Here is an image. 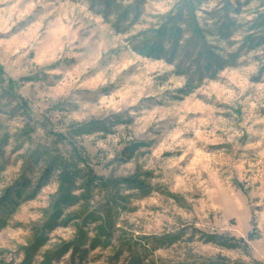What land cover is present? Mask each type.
<instances>
[{
  "label": "rangeland",
  "instance_id": "374dc122",
  "mask_svg": "<svg viewBox=\"0 0 264 264\" xmlns=\"http://www.w3.org/2000/svg\"><path fill=\"white\" fill-rule=\"evenodd\" d=\"M103 1L0 0V196L22 175L34 178L38 156L78 155L104 178L146 173L151 190L127 192L132 197L117 219L113 247L52 264H125L127 253L114 260L116 246L139 249L143 237L181 229L180 241L148 260L264 264V49L237 52L242 25L258 3L190 0L206 44L224 60L235 53L211 77L205 61L194 63L191 42L192 57L173 61L135 51L185 0H109L114 10ZM225 14L232 22L228 40L216 32ZM180 26L186 43L189 32ZM8 79L16 83L13 93ZM90 122L107 131L78 136ZM134 142L145 145L128 159L125 149ZM55 191L52 182L9 214L0 231V264L24 261ZM103 202V194L92 201L94 207ZM199 232L254 239L246 251L228 250L203 243ZM45 236L27 264H43L41 254L70 241L74 228Z\"/></svg>",
  "mask_w": 264,
  "mask_h": 264
},
{
  "label": "trees",
  "instance_id": "16d2710c",
  "mask_svg": "<svg viewBox=\"0 0 264 264\" xmlns=\"http://www.w3.org/2000/svg\"><path fill=\"white\" fill-rule=\"evenodd\" d=\"M252 2H257L258 5L252 12V18L242 25L245 27V34L241 38L237 52H253L264 49V0H245L244 5H250ZM103 5L107 8L111 7L112 10L116 9L114 8L115 4L109 2V0H104ZM224 17L225 19L217 24L216 32L220 38L228 40L231 35L232 22L228 19L227 14ZM181 24L190 35L186 43H182L184 30L181 28ZM205 32L206 30L200 28L195 20L192 12V2L185 0L178 12L173 16L169 15L159 28L140 42L135 51L144 58L173 61L176 57L180 59L192 57L187 46L191 42L190 46L197 50L196 58L194 57L193 60L194 63L199 66L200 61H205L203 71L210 73L213 77L217 71L224 67L226 61L233 63L235 53L228 56L227 60L219 57L214 53L213 48L206 44L203 36ZM164 44H167L168 47H165ZM181 50L184 53L179 54L178 52ZM261 69L264 71V64ZM4 76L3 67L0 65V80H3ZM6 82V90L13 93L16 89V83L11 79ZM183 93L187 96L191 91ZM97 129L98 131H107L104 124L90 122L79 127L77 135H90ZM144 145L140 142L130 144L125 149V156L132 159L135 153ZM40 156L35 161V164L40 165V168L36 171L34 178L28 180L22 175L18 182L7 186L0 196L1 231L7 227L9 214L15 211L21 202L34 200L43 188L52 182L56 184V191L50 196L49 205L42 212L39 233L33 241L34 244L25 249L26 258L20 264H27V259L32 255V252L37 247L46 244L45 234L60 227L72 226L74 236L68 242H60L45 250L41 254L43 264H52L53 261L59 260L67 254L70 255L73 263L75 257L81 261L89 251L98 248L105 250L113 247L114 235L117 231V219L121 213L128 210L127 205L132 197V194H127V192L138 191L143 196L150 193L151 187L144 180L146 173L119 178H104L96 175L86 164V160L78 155L72 156L68 160L59 154H42V158H39ZM96 194L104 195L102 206L94 207L92 201ZM184 233L185 230L181 229L174 234L143 237L142 246L139 249L131 243L126 244L124 250L114 246V260H118L124 253H127L125 264H155L153 261L148 260L149 253L171 247L180 241ZM90 234H92L91 237ZM198 239L203 243L224 249L246 251L249 247L248 241L253 240L254 236L248 234L246 239L236 240L215 233L199 232Z\"/></svg>",
  "mask_w": 264,
  "mask_h": 264
}]
</instances>
